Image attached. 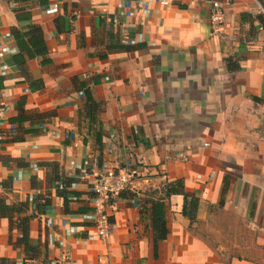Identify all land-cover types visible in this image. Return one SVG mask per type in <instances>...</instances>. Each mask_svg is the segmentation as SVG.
<instances>
[{"label":"crops","instance_id":"0c3cea01","mask_svg":"<svg viewBox=\"0 0 264 264\" xmlns=\"http://www.w3.org/2000/svg\"><path fill=\"white\" fill-rule=\"evenodd\" d=\"M262 10L257 0H0L4 264H264ZM31 24L44 57L27 54ZM85 91L97 104L92 123ZM85 163L135 174L109 202L105 245L83 217L93 211ZM177 180L199 199L196 221L241 218L258 232L260 256L245 248L225 259L194 234L183 197L164 198ZM162 198L168 235L154 253L150 201Z\"/></svg>","mask_w":264,"mask_h":264},{"label":"trees","instance_id":"16d2710c","mask_svg":"<svg viewBox=\"0 0 264 264\" xmlns=\"http://www.w3.org/2000/svg\"><path fill=\"white\" fill-rule=\"evenodd\" d=\"M257 1L260 4L264 3V0H257ZM18 34L19 33L16 34L17 41L19 38V36L17 37ZM25 34L30 36L28 43L32 49L31 52H29V49H27L28 56L31 58L35 56H43V57L46 56L48 53V49H47L46 44L44 43L41 29L38 26L31 24L28 26V31ZM23 35H21L20 37H22ZM143 46L144 44H139L138 48L139 47L141 48ZM114 49L126 50L128 49V47L118 45ZM225 62L227 65V69L229 71L239 69V66L237 65V63L232 64V59L227 58L225 59ZM84 93L86 95V103L88 104V114H89L90 122L92 123L94 121L93 116L97 109V104L91 99L89 91H85ZM97 139L99 141L100 131H98L97 133ZM60 182L64 184L65 187L69 185V182H67L66 180L60 181ZM163 189L165 191L164 198H169L171 195H181L183 197V206L181 210L182 216L188 219L190 223L196 221V215H197V211L199 207V199L194 194L186 192L180 180H177L173 183H166ZM226 190H227V181H224L222 191H221L219 206L223 205L224 194ZM61 191H63L62 196H64V200H65L66 199L65 198V195H66L65 188L62 189ZM164 198L160 200L150 201V206H151L150 207V210H151L150 222H151V230L153 234L154 253H156L158 243L161 241H164L168 235V229H167L166 217H165L166 216V205L163 201ZM79 212H83V211H79ZM21 231L23 232L21 241L23 242L24 246L27 247L30 242L29 237L27 235V228H24ZM0 264H4V260L0 259Z\"/></svg>","mask_w":264,"mask_h":264},{"label":"built area","instance_id":"2783aa9c","mask_svg":"<svg viewBox=\"0 0 264 264\" xmlns=\"http://www.w3.org/2000/svg\"><path fill=\"white\" fill-rule=\"evenodd\" d=\"M122 9L125 14H128L129 8L123 7ZM59 10L57 3L53 2L47 5V11L50 14H55ZM264 13V10H262ZM224 21V15L221 10L214 9L210 15V23L213 26H218ZM2 115V110L0 109V117ZM84 169L82 170L84 175H93L92 181L89 183L88 193L93 197L92 203V213L83 214V217L93 219L94 232L89 235L91 238H96L101 244H107L110 232L111 223L110 215L107 212L110 204L109 202L115 199L122 191H124L133 182L134 172L128 168L116 169L110 167H98L96 164L85 163ZM87 169V170H86ZM58 189L62 190L65 188L64 184L58 183ZM48 221L46 225H49ZM69 255V251L65 252V256Z\"/></svg>","mask_w":264,"mask_h":264},{"label":"rangeland","instance_id":"374dc122","mask_svg":"<svg viewBox=\"0 0 264 264\" xmlns=\"http://www.w3.org/2000/svg\"><path fill=\"white\" fill-rule=\"evenodd\" d=\"M213 220L194 221L191 224L196 226L191 230L210 247L218 249L225 259L230 256H244L245 248H249L253 255L260 256L261 247L256 244L258 232L251 230L241 218L217 211ZM247 242L248 246H245Z\"/></svg>","mask_w":264,"mask_h":264}]
</instances>
